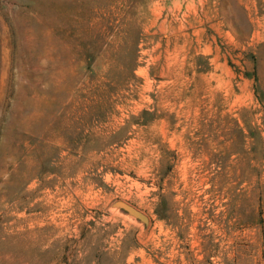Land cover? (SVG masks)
<instances>
[{"label":"rangeland","instance_id":"1","mask_svg":"<svg viewBox=\"0 0 264 264\" xmlns=\"http://www.w3.org/2000/svg\"><path fill=\"white\" fill-rule=\"evenodd\" d=\"M0 264H264V0H0Z\"/></svg>","mask_w":264,"mask_h":264},{"label":"water","instance_id":"2","mask_svg":"<svg viewBox=\"0 0 264 264\" xmlns=\"http://www.w3.org/2000/svg\"><path fill=\"white\" fill-rule=\"evenodd\" d=\"M123 207H124L127 211H129V212H131V213H133V214L139 216V217L142 218V219H145V217H144L142 214H140L138 211H136L134 208H132V207L126 205V204H123Z\"/></svg>","mask_w":264,"mask_h":264}]
</instances>
